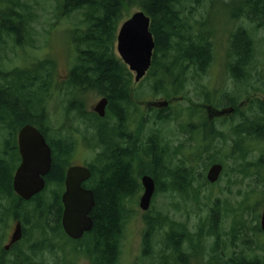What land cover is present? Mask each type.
I'll list each match as a JSON object with an SVG mask.
<instances>
[{"label":"trees","instance_id":"16d2710c","mask_svg":"<svg viewBox=\"0 0 264 264\" xmlns=\"http://www.w3.org/2000/svg\"><path fill=\"white\" fill-rule=\"evenodd\" d=\"M202 1L72 0L67 4L68 1L60 0L58 8L60 14H56L57 18L70 15L76 10L82 11L83 15L71 31L76 61L70 63L69 80L61 86L68 91L65 96L60 94L62 110L66 120L70 122L68 128L65 124L57 126L55 118L45 108L49 88L44 73H38L36 82H27L28 78L21 75L19 80L13 83L12 80L15 78L13 73L4 70L0 64V113L12 119L23 120L27 117L26 103L32 98L30 109L37 114L38 126L52 148L53 163L50 173L46 176V189L30 201L23 200L13 190V177L19 159L17 161L11 159L13 151L11 145L16 143L18 129L15 127L11 133L3 132L2 128L8 126V123L7 120L0 119V211L4 212V217L10 214L7 201L9 198L15 208L20 210L17 218L24 226L29 223V218L35 219L34 226L42 239L36 241V257L40 262L32 261L33 264H46V250L56 253L54 250L57 249L62 252L63 246L57 241L61 240V235L67 236L62 227L61 196L65 186L66 169L70 164L69 155L74 148L72 146L74 143L68 141L70 129L90 143V150L101 151L96 155L94 164H87L92 169L93 176L84 184L95 193L96 205L91 213L94 227L81 240L69 238L75 242L74 253L86 255L93 264L118 263L119 245L123 238L126 218L128 213L135 214L133 204H137L143 192L140 181L143 175L149 174L155 179L154 196L160 192L170 193L172 196L182 198L187 204L192 199L200 201L201 188L210 184L205 173L200 171L201 168H205L206 171L215 162L229 167L228 161L232 159L238 163L233 171L252 176L248 172V165L257 166L262 161V158L256 162L250 161L248 156L254 150L248 148L244 151L242 146L247 139H264V105L259 98V93L263 89L254 87L257 83L254 79L260 75L254 77L251 70L257 44L254 36L260 29H264V0H237L235 5L237 9H228L226 6L225 12L233 21L240 20L235 30L229 29L231 34L227 52L229 73L240 84L247 81V88L251 87L255 91L241 106L240 100L243 98L244 90L226 96L228 102L225 107L235 108L233 114L212 119L205 105L218 108L213 98L215 95L208 91L207 86L200 84L198 85L202 88L196 87V91L199 96L202 95L204 103H194L190 98V104L177 112L171 110V105L163 109L150 108L146 117L154 119L156 123L164 125L172 118L183 120L182 128H186L184 132H189L191 138L196 134L195 144H191V138L190 142L178 141L177 151L181 152L176 151L174 154L170 152L168 142L165 140L168 137L164 135L163 127L154 130L144 141L142 129L139 127L138 131L134 132L125 122V117L129 114L127 107L139 109L133 100H139L144 91H137L138 96L134 95L133 74L116 53L117 32L124 13L137 6L151 18L150 29L156 47L152 66L146 77L149 81L150 94L154 97L164 96L165 99L188 100L190 92L187 87L190 79H194L195 74L205 72L215 58L214 31L208 32L213 29L205 33L199 26L197 27L192 16L195 14V8L189 11L190 17L184 12L188 4L194 7L193 3L201 4ZM28 11L29 5L21 0H0V45L5 37L20 42L23 22L12 17L25 16ZM212 25L214 26V22ZM261 58L259 65L264 64V51ZM52 83L59 87L55 82ZM204 87L207 89L204 90ZM88 91L108 98L106 117L101 118L86 109L83 98ZM67 101L71 105L66 106ZM245 106L247 111L251 112L249 116V113L245 114L242 110ZM150 112L153 114H148ZM167 112L169 113L165 115ZM186 113L190 119L194 116L200 117L201 123L196 128L195 125L187 128L188 125L184 124L187 120L179 118L184 117ZM216 119H220L218 121L220 126L214 121ZM82 125L84 127H81ZM229 141L234 144L229 145ZM188 147H197L194 155L187 156L183 153L182 150ZM226 149H229L231 154L221 159ZM237 151L242 153L239 157L236 156ZM188 160H197L198 166L187 163ZM255 182L264 185V178H257ZM195 183H199L200 186L196 187ZM254 191L255 189H252L247 193L238 208L232 209V205L225 199V210L218 211L219 207L223 208L224 200L217 198L212 201L211 190L206 199L211 200L212 206L208 215L200 219L195 232L188 228V221H175L168 213L161 211L147 212L144 215L147 227L144 258L150 257L147 264H190V258L198 259L197 264H200L204 255L207 258L203 264H264V242L257 237V234H264L260 228L259 214L264 202V193L262 200L251 207L248 202ZM208 204L206 202V205ZM184 209L190 212L187 206ZM237 210L241 214L238 215ZM222 211L225 217L230 211L233 212L237 228L234 226L228 232L226 230L223 232L224 219L218 216ZM244 212L253 214L255 224L252 227H242L244 221L241 217ZM9 217L10 215L6 219ZM161 233L163 236L159 239L158 235ZM208 237L212 241L209 245L206 244L209 242ZM161 241L163 244L161 250H153L154 244L161 245ZM185 243L193 251L192 254L184 253ZM160 251L162 256H152ZM21 258V264H25L26 260L31 261L25 253H22ZM58 264L74 263H71L67 254L62 252Z\"/></svg>","mask_w":264,"mask_h":264},{"label":"rangeland","instance_id":"374dc122","mask_svg":"<svg viewBox=\"0 0 264 264\" xmlns=\"http://www.w3.org/2000/svg\"><path fill=\"white\" fill-rule=\"evenodd\" d=\"M29 5V13L32 16H35V23L32 25L35 31V37H37V44H33L30 42L29 38L27 37L22 43H17L16 41L12 40L11 38L6 37V43H2L1 49L3 50L2 53L6 54L4 60V66L1 63V66L4 70L13 69L15 68L14 65L18 64L21 68H29L32 63H35V60H39L44 57L45 54H48L47 57L52 62H57L55 65V70L53 71V75L55 76V81L58 83L55 86L54 83L50 82L47 91V98H45V108L50 112L51 115L55 118V124L57 126H62L63 124L66 125V128L70 126V122H68L65 117V113L62 110L61 106V96H65L68 91H65L63 86L64 82H60L59 80L64 79V75L66 74L67 68L65 67V63L69 62L74 63L76 61V54L75 48L72 43V35L71 31L76 26V22L82 18V11H74L70 15L67 14L64 17L60 16L57 18L56 14H60L58 11L60 0H21ZM237 0H203L201 4L193 3L194 7L188 4L185 9V15L190 17L189 11L195 8V14L193 16V21L196 23L197 27L199 26L205 33L209 29L208 32L214 31V53L215 58L211 66L205 71L201 72L200 75L195 74L194 79H190V84L188 85L187 89L189 90L188 100H181L171 104V110L177 112L181 110L182 107H186L190 104V98L194 100V103H204L202 101V95H198L196 91L199 87L198 84L202 86H207L208 91H211L213 95H215L214 102L220 104L221 106H217L218 108H222L226 106V96L228 94H232L239 90H244L243 98L241 101H245L250 94H254L255 91L253 88L248 87V82L245 81L242 84L237 82L235 78L229 73L228 61L229 58L227 56L228 48L230 46V37L231 34L229 33V29L232 31L236 29L238 23L237 19L233 21V19L225 12L227 7L228 9H237L235 8ZM141 10L137 6H133L130 8L129 11L125 12L120 25L126 21L134 12ZM214 22V26L212 25ZM231 24H233L231 26ZM119 25V26H120ZM231 27V28H230ZM48 32L45 34V32ZM256 40L255 46V56L253 57L254 61L252 62L253 67L252 75L255 77L256 75H260L258 78L254 79L255 86L258 88H262L263 91L259 93L260 97H264V64H260L261 53L264 51V29H260L254 36ZM36 40V38H33ZM1 52V51H0ZM116 53L119 56L117 49ZM120 57V56H119ZM121 59V58H120ZM228 60V61H227ZM2 61V60H1ZM132 72V71H131ZM133 74V89L134 95L138 96V92H142V96L139 100H133L136 104L140 107L136 109L133 106H128V112L131 117V130L138 131L139 127L140 130L142 129V139L145 141L147 138L150 137L152 132L156 129L161 127L164 135L171 140H167L170 152L174 154L178 150V141H187L190 142L189 139L191 138V134L189 132H184L182 128V121L172 118L170 121L166 122L164 125L156 123L154 119H149L146 117L148 112L145 103L148 101L154 100H164V96L154 97L152 96L149 81L146 79H142L140 82H135V74ZM250 79V77H249ZM258 80V81H257ZM36 82V81H33ZM37 84H35L34 91H36ZM246 87V88H245ZM60 89V90H59ZM207 89L204 87V90ZM203 90V89H200ZM245 90H248L245 92ZM138 91V92H137ZM70 93V91H69ZM225 95V97H224ZM102 96L98 95L96 92L88 91V93L84 96V103L85 107L88 111H92L95 104L101 99ZM63 99V98H62ZM213 103V102H212ZM66 106L71 105L68 101L65 103ZM214 105V104H213ZM264 105V103H263ZM65 107V106H64ZM245 114L248 116L251 114L250 111H247L246 106L242 108ZM169 112L165 113L167 115ZM153 114V113H148ZM180 114V112H179ZM178 114V116H179ZM127 115V116H128ZM164 116V115H163ZM206 117V116H205ZM179 118H183L187 120V128L195 125V128L201 123L200 117L194 116L193 118H189L187 113L185 116H181ZM240 120V119H239ZM113 121V120H112ZM217 125H219L220 119H216ZM164 123V122H162ZM81 127H84L83 125ZM70 129V128H69ZM69 136L71 141L74 143L72 146L74 147V151L69 155L75 156L78 153V156L75 157V160L80 162H84L85 165L93 163L96 155L100 153V150H90V143L85 141L83 137L79 134H76L73 130H69ZM133 132V133H134ZM196 143V134H194V138H191V144ZM229 145L234 144L232 141L228 142ZM221 145V144H220ZM224 147V146H223ZM243 150L246 151L249 149L254 150L249 156L248 159L250 161H258L262 158V161L257 165H248V172L252 174V176H245L240 174L236 171H233V168H237V164L234 160H229V167L228 165L225 166L227 170V174H223L220 180L216 184H209L206 187L201 188V192L199 195L198 200L192 199L189 203H185L182 198L176 196H172L170 193H162L160 192L157 196L153 197L152 205L149 211H161L163 213H168L171 219L175 221H188V228L190 231L195 232L202 217L208 215L210 206H212L211 200H216L217 198H221L224 200L222 207L218 208V211L225 210V199H227L228 203L232 205V209L238 208V205L245 199L248 192L252 189H255L253 193H251L248 204L251 207L256 206V204L262 200V196L264 193V185L260 182L258 185L256 184L257 178H264V139H247L243 144ZM223 149V148H222ZM197 147H188L187 149L184 148L182 151L185 155L190 156L194 155L196 152ZM177 152H181L180 150ZM74 153V154H73ZM230 150L226 149L223 154L221 155V159L225 156H230ZM236 156L239 157L242 153L240 151L236 152ZM263 154V157H262ZM218 155V154H217ZM181 158V156L179 155ZM241 161V160H240ZM239 161V162H240ZM187 163L198 166L197 160H188ZM230 168V171H229ZM209 169V168H208ZM208 169L205 171V168H201L200 171L205 173L207 176ZM207 180V179H206ZM141 181V179H140ZM257 185V187H256ZM196 187H199V183H195ZM256 187V188H255ZM212 190V198L211 200L206 199V195H209V192ZM143 193V192H142ZM140 194V197L142 195ZM137 204L134 203L133 207L135 208V214L129 215L126 218L125 227H124V234L123 238L121 239L119 250V261L117 264H147L150 261V257L144 258L146 253L145 252V232H146V224L144 220V215L147 212H142L139 207V200ZM208 202L209 206L206 205ZM180 205V207H179ZM188 207L190 212L188 213L184 208ZM130 208V205L127 206V209ZM132 208V207H131ZM182 208V209H180ZM264 208V202L259 209V214L261 215L262 209ZM148 211V212H149ZM239 215L241 214L240 211H236ZM223 220V227L222 230L228 232L234 226L238 227V224L235 225V218L236 216L230 211L227 216L225 217L224 212H220L218 215ZM242 221H244V225L242 227H252L255 222L253 220V214L250 212H244L243 216L241 217ZM35 219L29 218V223L25 225L27 230V237L30 240H27V245L34 244L38 239L41 238L39 232L34 226ZM241 227V228H242ZM246 231V230H244ZM163 233L158 235V238L162 239ZM251 238V233L249 234ZM259 240L264 242V234H257ZM231 238V237H230ZM227 238V239H230ZM42 239V238H41ZM209 242L206 244H210L212 241L210 237L207 238ZM197 240V238H196ZM59 244L63 246L62 252L66 253L68 259L71 263L74 264H93V262L86 256L82 254H76L73 251L75 246V242L71 241L67 236L61 235V240L57 241ZM185 245V254L189 255L192 254L193 251L190 249L187 243ZM163 247L162 241L161 245L154 244L153 250L158 251L161 250ZM148 248V247H147ZM54 249V248H53ZM53 253L51 250L45 251V256L47 258L46 264H58L62 257V252L60 250L55 249ZM149 252V250H148ZM147 252V253H148ZM162 252L154 253L153 257H160L162 256ZM206 256L200 262L203 264V261L206 260ZM22 259V258H21ZM198 260V259H197ZM197 260L195 258H190V264H197ZM32 261L34 263L40 262L38 257H34ZM192 261V262H191Z\"/></svg>","mask_w":264,"mask_h":264},{"label":"water","instance_id":"95a60500","mask_svg":"<svg viewBox=\"0 0 264 264\" xmlns=\"http://www.w3.org/2000/svg\"><path fill=\"white\" fill-rule=\"evenodd\" d=\"M151 18L145 11L139 10L132 14L119 28L117 35V51L130 71L135 74V82H140L152 66L156 42L151 32ZM173 100H155L146 102V106L166 108ZM264 101V98H263ZM109 100L104 97L94 107L100 116H106ZM209 116H224L235 112V108L228 107L216 110L206 106ZM19 150L22 161L13 177V189L24 200H31L46 187V176L52 168V149L43 133L33 125H25L19 132ZM224 165L214 163L208 170L207 180L210 183L219 181ZM92 176L87 166H71L66 175V190L62 195L64 211L62 226L64 231L73 240H80L87 232L92 231L94 220L91 213L96 205L95 193L87 189L83 183ZM143 194L139 200V207L143 212L151 208L156 192V181L145 174L141 178ZM261 229L264 231V208L261 214ZM22 224L18 222L12 235V242L22 238Z\"/></svg>","mask_w":264,"mask_h":264},{"label":"flooded vegetation","instance_id":"af4514ba","mask_svg":"<svg viewBox=\"0 0 264 264\" xmlns=\"http://www.w3.org/2000/svg\"><path fill=\"white\" fill-rule=\"evenodd\" d=\"M66 1H68L67 2V4H68L72 0H66ZM12 19H15V20L20 19L21 22H23V23L21 24L22 37H21L20 42H18L17 40H14L12 38L11 39L18 42V43H22L28 37L30 42H32L34 45L37 44V37H35V31L32 27V25L35 23V16H32L30 14H26L25 16L16 15V16L12 17ZM22 19H25V21H22ZM47 32H48V30L45 32V34ZM5 38L1 42V44L7 42ZM33 38H36V40ZM0 51H1L0 52V64H1L2 62L4 63L6 54L2 53L3 50L1 49V46H0ZM47 55L48 54H45L43 58H41L39 60H35V63H32V65L29 68H21L20 65H18V64L14 65L15 68H13V69L8 68L7 71H11L13 73V75L15 76V78L12 80V82L13 83L17 82V80H19L18 78L21 75H24L25 78H28L27 82L31 83L33 81H36V77L38 76V73L41 72L42 74L44 73L46 75V81H47L46 84H49L52 81L56 83V81L54 79L55 76L53 75V70L56 69L55 65H57V62L56 61L52 62L51 60H49ZM3 63H2V65L4 66ZM65 67L67 68V71H66V74L64 75V79L59 80L60 82H64V83L69 80V74H70V68H71V65L69 64V62L65 63ZM15 72H18V74ZM21 81H22V79H20V82ZM56 84H58V83H56ZM259 98L261 99L262 97L259 96ZM32 103H33L32 98L29 99L28 102L26 103V105H27L26 106L27 117L24 118L23 120H22V118L12 119V118L0 113V119L3 121L7 120V123H8V126H4L3 128L1 127L3 132L11 133L14 131L15 127L18 129L17 133H16V140H15L16 143L11 145V148H13V151L11 152V159H13L15 161H17L19 159V164L22 161V157H21L20 150H19V144H18V137H19L20 130L25 125L30 124V125L37 127L42 132L41 128L38 126L37 114L33 113L32 109H30V107L32 108V105H31ZM151 108H154V107H151ZM223 117H225V116H223ZM25 119H28L29 121H26ZM130 119H131L130 115L125 117V122H126L127 126L129 125V127L131 129ZM68 134H69V132H68ZM43 135L45 136V138L47 140L46 135L44 133H43ZM68 141H71L69 135H68ZM74 150L75 149L73 148V151ZM78 153H79V151L77 152V154H75L74 157H73V155H71V158L69 160L70 164L67 167V169L70 166H76V165L85 166L84 162L78 163L79 161L75 160V157L78 156ZM67 169H66V172H67ZM224 171H225V165H224ZM65 178H66V175H65ZM64 191H65V186H64ZM7 201L9 203L8 205L10 208V214H7L4 217V212L0 211V263H2V264H21L22 253H25V255L26 256L28 255L30 260H31V261L26 260L25 264H33L32 259H33V256L36 257V251H37L36 242L34 244L27 245V242H28L27 240H30V239L27 237V230L23 224H22V231H23L22 238L18 241L12 242V235L15 231V227H16L17 223L20 222L19 219L17 218L20 214V210L18 209L19 210L18 211L15 208V205L9 201V198ZM8 215H10V217L7 220L6 218ZM24 215H25V213H24ZM6 221H8V223Z\"/></svg>","mask_w":264,"mask_h":264}]
</instances>
